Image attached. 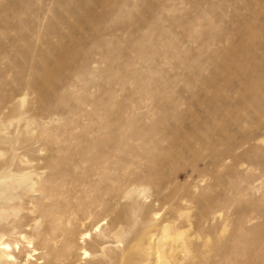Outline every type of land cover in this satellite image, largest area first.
<instances>
[{"label":"rangeland","instance_id":"rangeland-1","mask_svg":"<svg viewBox=\"0 0 264 264\" xmlns=\"http://www.w3.org/2000/svg\"><path fill=\"white\" fill-rule=\"evenodd\" d=\"M14 94L36 118L0 128V173L17 140L12 174L78 190L80 263L177 264L184 250L156 253L174 223L184 264L264 263V0H0V100ZM106 127L129 141L106 149L112 183L74 169ZM15 202L43 207L37 191Z\"/></svg>","mask_w":264,"mask_h":264},{"label":"bare ground","instance_id":"bare-ground-1","mask_svg":"<svg viewBox=\"0 0 264 264\" xmlns=\"http://www.w3.org/2000/svg\"><path fill=\"white\" fill-rule=\"evenodd\" d=\"M17 96L18 95L15 94L11 96L8 95L4 97L3 100H0V128L6 123L11 122L14 116H17L18 127L20 123L25 120L27 123L26 130L27 132H31L30 122L32 119L36 118V116L28 117V112L20 109L26 107V99L17 101ZM19 111L20 114H18ZM110 129L111 128L106 127L104 131L107 132L101 131V133H97V135L88 134L86 137H83V144H81L77 153L78 159L74 161V169L85 168L88 173L92 171L94 174L92 176L97 177L98 180L103 183H112L113 179L109 177V175L111 171L115 170L112 154L109 150L106 151V149H121L129 144V141L122 137L121 134L111 132ZM0 144H5V141L0 140ZM18 150L19 145L17 140L14 143H10L9 147L4 149L5 152L10 153V157L9 163L4 164V168L0 173V211L4 213L1 220L8 221L10 217L14 218L11 222L8 221L7 225L0 226V264H19L17 262L18 257L12 245L9 241H4L6 236L15 239L22 238L25 242L23 249L20 248L19 250V256L25 253V248H32L28 254V259L34 262L32 264H107L103 263L102 259L98 260L97 258L87 263H80L81 259L75 257L72 253V250L77 248V233L75 229L79 222L85 219V213L82 212L83 209L81 207L82 199L80 198L78 190H66L63 187L55 189L48 186H43L39 190H36L33 178L29 173L22 174L21 176L12 174L10 172L12 163L17 158L21 159V156L17 154ZM122 159L123 158H121V160ZM47 168H50V165H48ZM26 170L25 168L22 171ZM98 184L100 183L97 182V185ZM36 191L42 194L43 207L41 209L36 208L30 210L33 216L27 217V214L23 213L26 210L25 206L16 203L15 200H18L21 195L25 196L28 193ZM96 191L98 193V186H96ZM127 196L131 198L130 194H125V198H127ZM180 218H182V216H180ZM27 219H29V222H25ZM26 227L31 228L29 232H26ZM175 229H177L175 223L165 227L162 238L156 245L158 262H162L163 260L167 262L169 259L167 258V252L170 251L173 254L177 252L178 249L184 250L186 255L184 258H175L174 263L184 264L187 260H193L192 257L190 258L188 256L190 250L188 243L184 242L182 238L184 234L173 236V231ZM89 235L88 230L80 233L82 239H86ZM123 235L122 232H118L117 239L121 240ZM171 240L173 241L171 244H165L166 241ZM179 241H183L182 244H180ZM98 244L100 246L103 245L102 242H98ZM126 247L130 251H138L141 244L139 239H132L126 243ZM92 252L95 255L99 254L101 250L95 249ZM83 253L84 255L88 254L87 251Z\"/></svg>","mask_w":264,"mask_h":264}]
</instances>
